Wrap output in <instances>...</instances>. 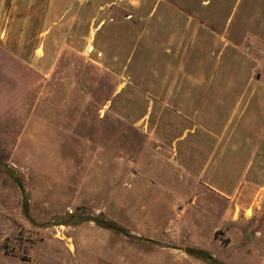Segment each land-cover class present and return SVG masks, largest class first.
I'll list each match as a JSON object with an SVG mask.
<instances>
[{"label": "crops", "instance_id": "0c3cea01", "mask_svg": "<svg viewBox=\"0 0 264 264\" xmlns=\"http://www.w3.org/2000/svg\"><path fill=\"white\" fill-rule=\"evenodd\" d=\"M160 1L0 0V108L21 109L16 93L26 79L30 109L36 111L45 85L53 114L54 85L77 58L81 75L89 68L112 80L104 101L83 96L80 114L93 100L89 110L99 122L105 116L124 123L149 145L141 158L147 159L141 195L150 198L145 212H160L162 197L183 205L179 198L205 195L254 211L264 199V81L256 76L261 61L245 43L264 46V0H249L236 24L228 14L220 31L212 11L199 13L191 0H174L176 12L156 15ZM113 10L125 16L114 18ZM144 223L153 234L165 228ZM75 229L97 264H206L154 235L148 238L159 245L143 242L133 260L126 259L135 251L130 246L112 259L116 240L105 237L103 246L101 227L88 222ZM18 261L0 255V264H29Z\"/></svg>", "mask_w": 264, "mask_h": 264}, {"label": "rangeland", "instance_id": "374dc122", "mask_svg": "<svg viewBox=\"0 0 264 264\" xmlns=\"http://www.w3.org/2000/svg\"><path fill=\"white\" fill-rule=\"evenodd\" d=\"M173 1L161 0L149 9L156 15L176 12L179 6ZM191 1L199 13L212 11L214 28L220 31L230 13L236 24L249 0ZM124 14L111 12L114 18ZM245 45L250 56L260 59L256 76L264 81V46L251 38ZM70 62L68 73L54 85L53 114L45 85L39 86L43 97L36 111L30 109L26 79L21 93H16L22 98L21 109L0 108V255L12 256L15 263L97 264L74 230L77 221L79 226L88 223L81 219L86 214L101 216L106 226L129 235L101 227L103 246L105 237L116 240L118 254L112 259L118 260L130 246L135 251L126 259L133 260L140 254V238L154 235L170 242L165 247L202 250L220 264H258L264 254V199L254 211L244 213L209 195L179 198L188 202L183 205L170 203L176 198L166 196L160 198V212H145L150 198L141 195L147 187L142 173L147 159L144 164L141 158L149 145L124 123L105 116L99 122L89 110L93 100L84 102L87 112L80 114L83 96L96 94L104 101L112 80L89 68L82 76L77 58ZM148 221L165 228H155L153 234L143 227ZM192 223L198 227H190Z\"/></svg>", "mask_w": 264, "mask_h": 264}, {"label": "water", "instance_id": "95a60500", "mask_svg": "<svg viewBox=\"0 0 264 264\" xmlns=\"http://www.w3.org/2000/svg\"><path fill=\"white\" fill-rule=\"evenodd\" d=\"M17 184L19 185V182H17ZM19 188H20V185H19ZM81 219L84 220V221H87V222H91V223H94L95 225L99 226V227H104L106 226L105 225V222L104 220L102 219L101 216L99 217H94V216H90V215H82L81 216ZM81 223V222H80ZM107 229L109 230H113V231H116V232H120V233H123L125 234L127 237H129L128 234H126L122 229L118 228V227H115L113 225H107L106 226ZM141 241L143 242H146V243H150V244H155V245H159V242L153 240V239H150V238H140ZM172 249H176V250H181L183 251L187 256L189 257H193V258H196L198 260H200L199 258L196 257L195 253H191V251H195L196 249H193V248H184V249H181V248H173ZM198 250V249H197ZM201 251V250H199ZM201 261H204L206 263H209V264H220L218 263L210 254H209V259H206V260H201Z\"/></svg>", "mask_w": 264, "mask_h": 264}, {"label": "trees", "instance_id": "16d2710c", "mask_svg": "<svg viewBox=\"0 0 264 264\" xmlns=\"http://www.w3.org/2000/svg\"><path fill=\"white\" fill-rule=\"evenodd\" d=\"M79 222L77 221L75 224L77 225ZM195 253L196 257L199 258L200 260H206L209 259V254L206 253L205 251H199V250H195V251H191V253Z\"/></svg>", "mask_w": 264, "mask_h": 264}]
</instances>
